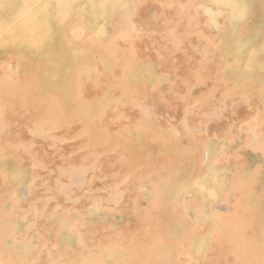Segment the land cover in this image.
<instances>
[{"label":"bare ground","instance_id":"bare-ground-1","mask_svg":"<svg viewBox=\"0 0 264 264\" xmlns=\"http://www.w3.org/2000/svg\"><path fill=\"white\" fill-rule=\"evenodd\" d=\"M0 264H264V0H0Z\"/></svg>","mask_w":264,"mask_h":264}]
</instances>
